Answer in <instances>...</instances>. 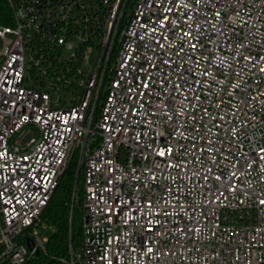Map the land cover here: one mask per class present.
<instances>
[{
  "label": "built area",
  "instance_id": "2783aa9c",
  "mask_svg": "<svg viewBox=\"0 0 264 264\" xmlns=\"http://www.w3.org/2000/svg\"><path fill=\"white\" fill-rule=\"evenodd\" d=\"M7 3L0 264L46 252L76 152L69 264H264V162L241 166L264 147V0Z\"/></svg>",
  "mask_w": 264,
  "mask_h": 264
},
{
  "label": "trees",
  "instance_id": "16d2710c",
  "mask_svg": "<svg viewBox=\"0 0 264 264\" xmlns=\"http://www.w3.org/2000/svg\"><path fill=\"white\" fill-rule=\"evenodd\" d=\"M0 13L10 14L7 0H0ZM12 24L7 20L6 24ZM78 169V153H74L69 166L45 208L42 219L51 225L54 232L49 235L46 252H40L27 264H69L70 246L76 251L82 242L83 217V167L75 189Z\"/></svg>",
  "mask_w": 264,
  "mask_h": 264
},
{
  "label": "snow or ice",
  "instance_id": "6c2138e0",
  "mask_svg": "<svg viewBox=\"0 0 264 264\" xmlns=\"http://www.w3.org/2000/svg\"><path fill=\"white\" fill-rule=\"evenodd\" d=\"M197 3L200 2V0H196ZM169 11H171V9H169ZM217 15H219V13H217ZM169 18L167 16H165L163 18V20L159 21V23L161 24V26L163 27L164 26V21H167ZM172 25H175L176 24V21L173 20L170 22ZM192 35V32H186L185 33V36H191ZM190 47L192 48H195L196 45L195 44H192L190 45ZM245 59H250V57H245ZM261 59H264V57H261ZM260 71H264V68H261ZM204 75L206 76L207 75V72L204 73ZM145 87H147V84L144 85ZM209 151H211V148L208 149ZM261 153H264V147H261L257 150V154H256V157H253V158H250V159H247L243 162V164L241 165L242 167L244 166H247V167H251L252 163L255 162V159L258 158L259 161L261 162H264V155H260ZM157 154L161 157L165 156L166 155V152H165V149L164 148H160L157 150ZM172 154V148L171 147H168L167 149V155L171 156ZM25 159H27V157H25ZM179 166V165H177ZM46 179V177H45ZM217 179H219V177H217ZM13 183H17V181L13 180L12 181ZM39 182V181H37ZM22 202V201H21ZM43 201H41L42 203ZM261 204H264V200H260L259 201ZM123 203V201H122ZM148 203H151V201H149ZM149 251H151L152 249H148ZM108 264H111V261L108 262Z\"/></svg>",
  "mask_w": 264,
  "mask_h": 264
},
{
  "label": "water",
  "instance_id": "95a60500",
  "mask_svg": "<svg viewBox=\"0 0 264 264\" xmlns=\"http://www.w3.org/2000/svg\"><path fill=\"white\" fill-rule=\"evenodd\" d=\"M79 174H80V168L77 169V173H76L75 189H77V185L79 181ZM28 246L31 248L33 246V243L28 242Z\"/></svg>",
  "mask_w": 264,
  "mask_h": 264
},
{
  "label": "rangeland",
  "instance_id": "374dc122",
  "mask_svg": "<svg viewBox=\"0 0 264 264\" xmlns=\"http://www.w3.org/2000/svg\"><path fill=\"white\" fill-rule=\"evenodd\" d=\"M2 44L0 42V50H1ZM45 234L49 235L51 233V230H44L43 231Z\"/></svg>",
  "mask_w": 264,
  "mask_h": 264
}]
</instances>
